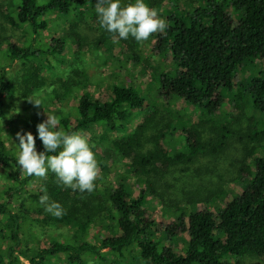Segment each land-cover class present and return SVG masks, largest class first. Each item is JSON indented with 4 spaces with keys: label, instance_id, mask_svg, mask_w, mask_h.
I'll list each match as a JSON object with an SVG mask.
<instances>
[{
    "label": "trees",
    "instance_id": "1",
    "mask_svg": "<svg viewBox=\"0 0 264 264\" xmlns=\"http://www.w3.org/2000/svg\"><path fill=\"white\" fill-rule=\"evenodd\" d=\"M164 1L165 8L180 3L190 9L191 5L199 3L196 0H144L150 8ZM204 1L210 3L211 10L196 9L191 13L176 10L174 17L166 19V34L157 33L153 50L168 52L173 70L155 77L158 88L153 97L115 84L110 87L107 100L100 102L86 91L77 93L78 87L68 86L66 80L60 84L63 93L54 91L56 100L70 94L75 105L73 120L58 117L61 129L66 133L84 134L100 127L99 141L123 161H129L127 177L117 180L114 188L101 185L105 176L101 170L91 193L54 187L51 182L56 176L49 171L45 178L48 194L63 198L61 205L69 203L63 207L66 214L60 218L44 213L41 206L38 210L27 198L16 200L29 186L35 185L39 177L28 176L21 169L16 150H11L4 138V131L11 127L5 123L8 119L6 101L14 94L11 70L15 63L26 66L42 58L40 64L45 62L51 67L52 57L58 61L57 55L69 38H78L75 29L80 24L95 20L100 27L95 7L91 6L94 0H45L42 3L16 0L8 4L9 12L8 8H0L8 24L21 28L27 35L22 41L7 43L3 53L5 63L0 65V168L11 179L0 194V218L2 231L6 233L0 246V264H58L59 260L63 264H87L89 258L98 264H231L232 261L239 264L246 256L264 259V156L254 159V171L243 191L215 213L207 207H196L188 213L187 220L179 219L177 224L167 226L150 219V203L153 198L161 201L162 197L157 192L155 165L167 168L188 163L206 150L194 125L185 121L179 111L172 112V102L180 100L196 111L200 109L202 114L205 112L210 119L223 102L221 92L230 91L236 85L238 70L257 60L263 67L259 75L247 77L246 95L253 110L264 116V0H222L221 4H211L210 1L215 0ZM54 15L73 19L68 25L69 31L60 39L39 43ZM102 30L105 41L110 33ZM160 108L175 118L163 130L174 134L180 128L182 145L175 153H165L160 143L163 131L155 137V148L143 153L140 151L142 132L159 114ZM138 110H147L150 119H144L131 130L132 114ZM176 120H182V124ZM25 124L27 130L30 129L28 121ZM8 130L11 136L17 129ZM228 134L222 127L212 146L213 153L224 149ZM263 135L264 132L259 133L254 141ZM36 150L44 151L43 144H38ZM83 194L99 199L107 196V206L103 201L98 209L79 203V196ZM37 215L43 217L34 219ZM33 222H37L44 236L42 240L35 239L31 233ZM48 228H53L54 232H48ZM182 234L186 238L179 244L180 249L164 245V241L174 244Z\"/></svg>",
    "mask_w": 264,
    "mask_h": 264
},
{
    "label": "rangeland",
    "instance_id": "2",
    "mask_svg": "<svg viewBox=\"0 0 264 264\" xmlns=\"http://www.w3.org/2000/svg\"><path fill=\"white\" fill-rule=\"evenodd\" d=\"M12 1L16 0H0V8L2 7L3 10L8 8L9 12L8 4ZM196 1L199 3H194L190 9L180 3L165 8L166 1L160 3L161 5H153L152 8L156 9L160 17L165 20L168 17H174L176 10L184 13H191L196 9L211 10L212 7L210 3H206L207 1ZM39 2L42 3L45 0H39ZM96 2L97 0H94L91 6L95 7ZM134 2V0H121L122 5ZM210 2L211 4L224 3L222 0ZM172 6L175 10L172 9ZM72 21L73 19L52 16L49 28L42 33L39 43H50L52 39L62 38L69 31L68 25ZM75 32H77L78 38H69L68 44L57 55L58 61L52 57L51 67L45 62L40 64L41 60L39 59L42 58H39L26 66L15 63L11 70L15 86L13 96L6 101L8 119L5 123L11 126L8 129L16 127V133L30 132L36 138L35 147L42 143L38 139L36 126L46 120L45 114H54L57 117L62 116L71 120L75 116V105L70 94L60 101L53 97V95L55 96L54 91L63 93L61 81L66 80L68 86H77V93L86 91L93 99L104 102L109 97L110 87L115 84L131 87L144 96L153 97L156 88H158L156 79L173 70L169 53H159L153 50L156 45L157 33H153L147 41H136L131 36L127 40L113 38L114 34L110 33L104 41L102 36L105 32L95 20H91L89 24H80ZM25 37L27 35L24 31L21 28L11 27L0 11V65L5 63L3 53L7 43L22 41ZM262 67V63L257 60L243 65L237 72L236 85L230 91L223 90L221 92L223 102L215 116L210 119L205 112L202 114L200 109L196 108L198 110L196 111L180 100L172 102V112L179 111L185 121L194 125L206 150L188 163L172 164L167 168L160 164L155 165L157 167L156 178H158L157 192L162 197L161 201L153 198L150 203L151 220L164 226L170 223L177 224L179 219L187 220L188 213L193 212L196 207L199 209L207 207L208 210L215 213L219 207L243 191L254 171V159L264 156V135L254 141L256 135L264 132V116L253 110L249 96L246 95L247 77L259 75ZM33 85H35L34 88ZM29 100H39L41 107H35ZM158 103L160 104V102ZM239 104L242 106L239 107ZM149 116L151 115L147 110L135 111L132 114L131 130H134L144 119H150ZM10 117L13 118V121L9 120ZM174 119L173 114L160 108L159 114L142 132L140 151L146 153L155 148V137L164 131L163 127L166 124L174 122ZM27 121L30 127L28 130L25 124ZM180 121L177 122L182 124ZM222 127L229 131L225 140L226 146L222 151L213 153L212 146ZM8 129L4 131V138L11 150H16L15 145H18L19 141L16 140L15 133L10 136L11 132ZM180 133V128L174 134L167 131L162 133L160 143L163 145L165 153L170 154L178 151L182 145ZM100 134H102V129L95 127L94 130L87 131L83 135L87 138L91 150L95 154L99 173L101 170L105 172L104 178L100 181L101 185L114 188L117 180L127 177L129 161H123L121 157L115 155L105 144L101 143L99 141ZM102 166L104 169H101ZM10 182L11 179L5 170L0 168V194ZM51 184L54 187H64L58 184L57 178ZM42 186L47 189L48 183L45 182V178H39L35 185L29 186L22 195H18L17 202L22 198H27L33 206L40 210L39 197L43 194L40 191ZM134 194L136 195L137 192ZM48 196L51 201L60 204L61 200H64L49 194ZM107 198V196H102L99 199L83 194L79 196V203L83 202L86 206L98 209L103 206V202L107 206ZM66 205L69 203L62 206ZM166 208H170V211H165ZM43 212L47 213L45 210ZM42 217V215H37L34 219L40 220ZM2 223L0 218V246H3L6 234L2 231ZM52 229L48 228V232H54ZM114 232L116 233V230ZM31 233L38 240H42L44 237L37 228V222L32 223ZM96 233L99 234L98 231ZM185 238L186 235L182 234L174 242L176 245L170 241H164V245L176 246L178 250L180 249L179 244ZM87 260H89L87 264H98L90 258ZM58 264L63 263L59 260ZM239 264H264V259L246 256L240 260Z\"/></svg>",
    "mask_w": 264,
    "mask_h": 264
},
{
    "label": "clouds",
    "instance_id": "3",
    "mask_svg": "<svg viewBox=\"0 0 264 264\" xmlns=\"http://www.w3.org/2000/svg\"><path fill=\"white\" fill-rule=\"evenodd\" d=\"M95 11L100 27L114 34L113 38L127 40L131 36L136 41H147L153 33L166 34V20L144 0L124 5L121 0H97ZM29 102L41 107L39 100ZM45 115L46 120L36 126L44 151L37 152L36 138L30 132L15 134L19 141L15 145L18 165L28 176L46 178L51 171L58 184L65 188L91 193L99 167L87 138L79 132L66 133L59 127L60 120L56 115ZM40 191L43 194L39 197V203L47 213L57 218L66 214L60 203L50 200L46 187L42 186Z\"/></svg>",
    "mask_w": 264,
    "mask_h": 264
}]
</instances>
